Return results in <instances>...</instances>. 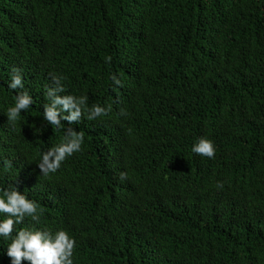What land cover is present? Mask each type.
Masks as SVG:
<instances>
[{"label":"trees","instance_id":"obj_1","mask_svg":"<svg viewBox=\"0 0 264 264\" xmlns=\"http://www.w3.org/2000/svg\"><path fill=\"white\" fill-rule=\"evenodd\" d=\"M56 76L111 110L51 126ZM22 91L33 105L9 122ZM71 130L81 150L45 175ZM201 137L214 158L191 151ZM13 186L43 209L16 229L67 230L73 264H264V0H0V190Z\"/></svg>","mask_w":264,"mask_h":264},{"label":"clouds","instance_id":"obj_2","mask_svg":"<svg viewBox=\"0 0 264 264\" xmlns=\"http://www.w3.org/2000/svg\"><path fill=\"white\" fill-rule=\"evenodd\" d=\"M64 77H53V87L46 90L49 101L44 106L43 119L51 126L61 127L62 121L69 125L78 123L86 114L88 120L107 115L111 107L101 105L87 106L85 97L73 94L61 95L66 91L62 83ZM115 84L120 81L116 76L112 77ZM10 90L23 89L24 80L19 69H13L10 81L7 84ZM33 97L22 91L16 94L14 105L5 113L9 122H16L22 110L26 113L33 105ZM123 114V113H122ZM84 137L82 133L71 130L64 140L42 154L38 165L45 175L57 171L61 163L75 152L81 150ZM194 154L209 159L214 158L216 147L214 141L207 137H201L191 148ZM123 179V175L121 176ZM43 209L39 204L30 199L26 192L13 186L0 190V237L10 240L7 245V256L11 264H22V260L30 264H73V251L76 246L75 238L67 230L59 229L51 231L47 228L23 227L16 229L26 217L38 224Z\"/></svg>","mask_w":264,"mask_h":264}]
</instances>
